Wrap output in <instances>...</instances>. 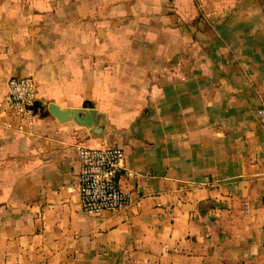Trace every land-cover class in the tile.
Listing matches in <instances>:
<instances>
[{"label": "crops", "instance_id": "1", "mask_svg": "<svg viewBox=\"0 0 264 264\" xmlns=\"http://www.w3.org/2000/svg\"><path fill=\"white\" fill-rule=\"evenodd\" d=\"M261 106L264 0H0V264H264ZM76 143L123 148L125 208L83 211Z\"/></svg>", "mask_w": 264, "mask_h": 264}, {"label": "built area", "instance_id": "2", "mask_svg": "<svg viewBox=\"0 0 264 264\" xmlns=\"http://www.w3.org/2000/svg\"><path fill=\"white\" fill-rule=\"evenodd\" d=\"M37 81L32 75H12L7 80V100L13 113L27 126L35 121ZM264 123V106L258 109ZM79 161L78 194L83 211L98 214L104 210H120L131 201L130 192L122 189L119 178L132 175L125 166V152L116 145L90 146L76 143Z\"/></svg>", "mask_w": 264, "mask_h": 264}, {"label": "water", "instance_id": "3", "mask_svg": "<svg viewBox=\"0 0 264 264\" xmlns=\"http://www.w3.org/2000/svg\"><path fill=\"white\" fill-rule=\"evenodd\" d=\"M49 109L51 112L59 117L60 119H64L65 117L71 115V114H77L78 109H60L55 103L50 102L49 103ZM85 123L90 124L92 122V117H91V111H88V113L85 115V117L82 120Z\"/></svg>", "mask_w": 264, "mask_h": 264}]
</instances>
